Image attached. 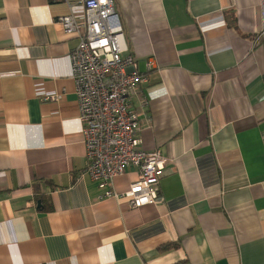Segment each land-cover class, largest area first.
Segmentation results:
<instances>
[{
  "label": "crops",
  "instance_id": "1",
  "mask_svg": "<svg viewBox=\"0 0 264 264\" xmlns=\"http://www.w3.org/2000/svg\"><path fill=\"white\" fill-rule=\"evenodd\" d=\"M113 2L161 201L131 209L84 174L77 39L57 22L82 0H0V264H264V0Z\"/></svg>",
  "mask_w": 264,
  "mask_h": 264
},
{
  "label": "built area",
  "instance_id": "2",
  "mask_svg": "<svg viewBox=\"0 0 264 264\" xmlns=\"http://www.w3.org/2000/svg\"><path fill=\"white\" fill-rule=\"evenodd\" d=\"M82 5V17L68 15L57 22L77 39L69 60L85 145L84 174L108 188L104 197L125 199L131 209L157 205L159 176L167 160L158 151L141 148L139 115L129 108V99L138 95L147 77L138 72L125 44L113 0H82ZM259 40L264 41V28ZM152 67L148 62L147 69ZM62 98L46 99L58 102ZM128 167L136 169L137 179L125 192H114L113 181Z\"/></svg>",
  "mask_w": 264,
  "mask_h": 264
}]
</instances>
